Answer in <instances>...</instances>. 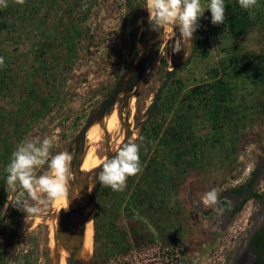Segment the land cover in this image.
Segmentation results:
<instances>
[{
  "label": "rangeland",
  "instance_id": "obj_1",
  "mask_svg": "<svg viewBox=\"0 0 264 264\" xmlns=\"http://www.w3.org/2000/svg\"><path fill=\"white\" fill-rule=\"evenodd\" d=\"M49 1L32 0L35 12L28 14L29 20L3 21L0 25V81L2 73L6 74L4 82H0V264H51V251L62 248L56 239L59 225L54 230L50 227L60 220L62 210L58 212L54 203H47L46 193L38 192L39 199L34 200L27 192L22 197L24 189L18 182L15 190L7 185L6 167L12 153L22 141L39 147L44 139H49V160L73 147V161L76 137L134 59L149 22L146 0ZM201 2L204 4L205 0ZM227 16L225 7V22ZM44 20L46 24H41ZM200 20L202 25L188 42L183 40L178 26L165 28L162 43L148 64L130 107L133 142L141 137L139 126L147 119L168 71H174V75L161 97L165 99L169 92L180 90L181 99L184 93L211 80L210 73L220 65L228 49L232 48V53H264V21L247 37L232 38L225 22L211 23L210 12L206 11ZM49 30L56 32L53 42L52 38L42 37ZM76 32L79 37L72 40L70 36ZM12 35L16 36L15 41L10 40ZM177 42L181 44L179 52L174 50ZM243 96L247 99L246 93ZM177 103L174 109L160 108L161 113H157L159 121L165 120L163 130L175 115ZM119 105L120 102L105 120L117 116L111 131L104 129V124L91 130L100 138L95 145L100 158L105 159L123 141ZM243 141L226 170L211 173L210 169L198 177L196 168H186V175L179 172L181 168H174L175 177L182 176L175 195L163 204L155 202L152 208L148 205L147 210L133 209L131 205L128 208L110 195V186L103 185L100 193L105 200L98 213V233V209H91L92 260L97 264H161L165 248L171 249L177 243L176 247L182 250L181 262L177 264H230L262 207L248 197L234 208L230 193L253 178L257 193L264 194V117L257 119ZM48 171L46 162L34 169V174L40 176ZM83 173L93 189L94 170ZM213 190L217 201L206 204L205 194ZM21 198L24 216L14 218L13 210ZM225 203L229 204L228 210ZM27 207L39 208L41 212L29 214ZM116 241L123 242L125 249L121 251Z\"/></svg>",
  "mask_w": 264,
  "mask_h": 264
},
{
  "label": "trees",
  "instance_id": "obj_2",
  "mask_svg": "<svg viewBox=\"0 0 264 264\" xmlns=\"http://www.w3.org/2000/svg\"><path fill=\"white\" fill-rule=\"evenodd\" d=\"M31 4L32 0H7V7L0 9V25L9 20L12 23L29 20L28 14L35 12ZM225 6L228 10L225 28L232 38L247 37L264 21V0H256L249 9L241 8L238 0H227ZM21 8L26 10L21 11ZM198 23L202 25L201 20ZM41 24H46L45 20ZM44 36L49 40L52 38V42L56 40L53 30L43 32ZM75 36L79 37V33L70 37L73 40ZM15 37L12 35L10 40L15 41ZM232 51V48L227 50L226 57L212 70L211 80L206 84L189 90L181 99L178 98L180 90L169 92L165 99L160 97L155 116L141 127V137L136 141L140 171L129 176L121 190L111 191L110 195L116 201L128 208L131 205L133 209L147 210L148 205L152 208L155 202L163 204L175 195L182 176L175 177L174 168H181L179 172L185 175L188 174L186 168H196L199 177L210 169L215 173L232 165L247 131L257 119L264 117V53ZM2 74L1 81L4 82L2 79L6 74ZM244 93L247 99H244ZM176 103L175 115L163 130L165 120L159 121L157 115L161 109H174ZM25 195L26 190L22 197ZM104 197L100 193L96 204L97 233L98 213L103 208ZM23 199L13 210L14 218L24 216ZM224 208L228 210L229 204L225 203ZM116 244L121 251L125 249L123 242L116 241Z\"/></svg>",
  "mask_w": 264,
  "mask_h": 264
},
{
  "label": "clouds",
  "instance_id": "obj_3",
  "mask_svg": "<svg viewBox=\"0 0 264 264\" xmlns=\"http://www.w3.org/2000/svg\"><path fill=\"white\" fill-rule=\"evenodd\" d=\"M241 8L249 9L256 0H238ZM0 7H7V0H0ZM225 0H146L145 8L149 13V21L156 29L169 26H178L185 42L191 41L199 28V21L204 13L210 12L211 23L220 25L225 22ZM174 50H181L180 42L175 44ZM3 58H0V65ZM51 141L44 139L37 147L33 143H24L17 146L12 158L6 167V181L9 188L15 190L17 182L26 190L32 199H39L37 193L47 194V203L68 202V182L72 179L70 163L72 156L67 152H59L49 160ZM47 162L49 171L36 176L34 169ZM140 171L139 146L129 140L118 151L114 159L104 161L99 180L113 190H121L129 176ZM19 200V198H17ZM217 193L215 190L205 194L206 204H215ZM29 214H39L41 209L27 207Z\"/></svg>",
  "mask_w": 264,
  "mask_h": 264
},
{
  "label": "water",
  "instance_id": "obj_4",
  "mask_svg": "<svg viewBox=\"0 0 264 264\" xmlns=\"http://www.w3.org/2000/svg\"><path fill=\"white\" fill-rule=\"evenodd\" d=\"M165 28L156 29L149 21L142 43L134 56L132 62L128 65L125 72L122 74L116 85L111 90L110 94L104 99L101 104L95 108L88 117L85 125L78 134L74 142V159L71 165L72 178L70 191L68 192V200L71 205L69 212L62 213L59 226L57 229L56 239L60 247L68 251V264H97L92 259L83 261L81 259V250L85 242L86 219L85 214L92 207H95L103 182L99 180V175L102 172V164L94 170V185L91 189L90 181L82 172V157L86 154L87 134L92 126L98 123H103L120 102L118 106L119 121L124 127V138L120 146L106 156L105 161H110L115 158L117 151L129 140H132L131 127L129 122L130 107L132 100L136 96L141 83L143 81L147 66L160 47ZM174 71H168L165 82L160 86L155 94L152 105L149 109V115L142 125L152 120L162 92L169 85L173 78ZM105 131V130H104ZM73 151V147L68 150V154ZM92 217V216H91ZM60 261V260H59Z\"/></svg>",
  "mask_w": 264,
  "mask_h": 264
},
{
  "label": "bare ground",
  "instance_id": "obj_5",
  "mask_svg": "<svg viewBox=\"0 0 264 264\" xmlns=\"http://www.w3.org/2000/svg\"><path fill=\"white\" fill-rule=\"evenodd\" d=\"M106 118L104 119L103 123L95 124L88 131V134H87L88 150L86 154L84 155V157H82V168H81L82 172L93 171L96 168H98L106 160V158L105 159L104 157L100 158L97 155V152H96L97 150L95 149V145L99 142L100 138L98 137L96 133H93L91 131L94 127H97L102 124H104L103 126L104 129L106 128L108 131H111L113 129V126L116 124L118 118L117 116H112L108 122L105 121ZM69 191H70V184H68V192ZM54 207L58 209V212L62 210V213L69 212L71 209L69 200L68 202L54 203ZM91 216H92V210H88V212L85 214V219H86L85 242L81 250V259L83 261H89L90 259H92L91 253H92L93 247L91 248V251H90L91 244L89 241V236L93 234L94 229H93V219ZM59 222L60 220L58 222L52 223L50 225L51 230H54L55 225L56 226L59 225ZM54 241L55 239H53V242ZM68 258H69V253L63 247L60 250L58 248H54L51 251V257H50L51 264H68Z\"/></svg>",
  "mask_w": 264,
  "mask_h": 264
},
{
  "label": "flooded vegetation",
  "instance_id": "obj_6",
  "mask_svg": "<svg viewBox=\"0 0 264 264\" xmlns=\"http://www.w3.org/2000/svg\"><path fill=\"white\" fill-rule=\"evenodd\" d=\"M252 181L253 178L249 180L247 185L230 193L235 201L234 208L240 206L248 197H252L251 200L262 206L260 212L252 220L253 228L247 233L246 238L240 241L239 250L233 254L230 264H264V223L261 225L254 224L259 216L264 215V194L257 193V181L254 183Z\"/></svg>",
  "mask_w": 264,
  "mask_h": 264
},
{
  "label": "built area",
  "instance_id": "obj_7",
  "mask_svg": "<svg viewBox=\"0 0 264 264\" xmlns=\"http://www.w3.org/2000/svg\"><path fill=\"white\" fill-rule=\"evenodd\" d=\"M177 243H173V247L171 249L165 248L164 256H163V263L161 264H177L178 262H181V252L179 251V248L176 247ZM182 264V263H180Z\"/></svg>",
  "mask_w": 264,
  "mask_h": 264
},
{
  "label": "crops",
  "instance_id": "obj_8",
  "mask_svg": "<svg viewBox=\"0 0 264 264\" xmlns=\"http://www.w3.org/2000/svg\"><path fill=\"white\" fill-rule=\"evenodd\" d=\"M264 223V215H261L258 217V219L255 221V224L261 225ZM243 244V243H242ZM244 245V244H243ZM247 250V248H245Z\"/></svg>",
  "mask_w": 264,
  "mask_h": 264
}]
</instances>
